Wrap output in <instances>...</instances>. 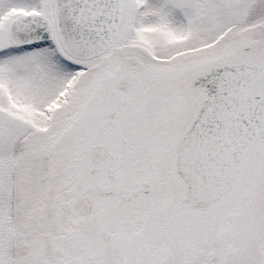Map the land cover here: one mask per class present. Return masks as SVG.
I'll use <instances>...</instances> for the list:
<instances>
[{
    "label": "snow or ice",
    "instance_id": "obj_1",
    "mask_svg": "<svg viewBox=\"0 0 264 264\" xmlns=\"http://www.w3.org/2000/svg\"><path fill=\"white\" fill-rule=\"evenodd\" d=\"M0 264H264V0H0Z\"/></svg>",
    "mask_w": 264,
    "mask_h": 264
}]
</instances>
